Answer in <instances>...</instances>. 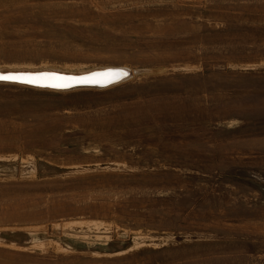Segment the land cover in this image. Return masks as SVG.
Wrapping results in <instances>:
<instances>
[{
	"label": "rangeland",
	"instance_id": "374dc122",
	"mask_svg": "<svg viewBox=\"0 0 264 264\" xmlns=\"http://www.w3.org/2000/svg\"><path fill=\"white\" fill-rule=\"evenodd\" d=\"M111 65L0 82V264H264V0H0V67Z\"/></svg>",
	"mask_w": 264,
	"mask_h": 264
},
{
	"label": "water",
	"instance_id": "95a60500",
	"mask_svg": "<svg viewBox=\"0 0 264 264\" xmlns=\"http://www.w3.org/2000/svg\"><path fill=\"white\" fill-rule=\"evenodd\" d=\"M33 74L47 79L44 82L36 80L31 77ZM130 74L131 71H128L126 67L118 65L93 67L85 71L74 70V72L61 70V68L50 70L44 67H0V75L10 77L0 82L61 90L75 87H106L125 79Z\"/></svg>",
	"mask_w": 264,
	"mask_h": 264
},
{
	"label": "bare ground",
	"instance_id": "6f19581e",
	"mask_svg": "<svg viewBox=\"0 0 264 264\" xmlns=\"http://www.w3.org/2000/svg\"><path fill=\"white\" fill-rule=\"evenodd\" d=\"M50 70H52V69H50ZM31 77H33V78H35L36 80H39V81H45V79H47V78H44V76H37V75H32ZM120 82V81H119ZM118 83V82H117ZM115 84V83H114ZM50 89V88H49ZM57 90V89H56ZM62 90V89H61Z\"/></svg>",
	"mask_w": 264,
	"mask_h": 264
},
{
	"label": "snow or ice",
	"instance_id": "6c2138e0",
	"mask_svg": "<svg viewBox=\"0 0 264 264\" xmlns=\"http://www.w3.org/2000/svg\"><path fill=\"white\" fill-rule=\"evenodd\" d=\"M10 77L8 76H3V75H0V80H6V79H9Z\"/></svg>",
	"mask_w": 264,
	"mask_h": 264
}]
</instances>
